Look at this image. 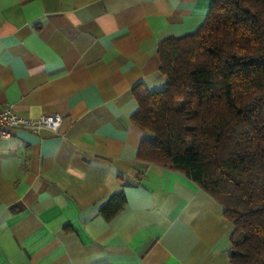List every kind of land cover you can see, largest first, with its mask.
<instances>
[{"label":"crops","instance_id":"0c3cea01","mask_svg":"<svg viewBox=\"0 0 264 264\" xmlns=\"http://www.w3.org/2000/svg\"><path fill=\"white\" fill-rule=\"evenodd\" d=\"M211 0H0V104L58 112L59 132L0 142V264H232L230 222L185 175L137 160L135 93L158 90V43ZM122 190L124 208L99 213Z\"/></svg>","mask_w":264,"mask_h":264},{"label":"trees","instance_id":"16d2710c","mask_svg":"<svg viewBox=\"0 0 264 264\" xmlns=\"http://www.w3.org/2000/svg\"><path fill=\"white\" fill-rule=\"evenodd\" d=\"M158 90L136 92L137 160L177 171L230 222L232 264H264V0H211L202 25L158 43ZM126 204L111 194V220Z\"/></svg>","mask_w":264,"mask_h":264},{"label":"built area","instance_id":"2783aa9c","mask_svg":"<svg viewBox=\"0 0 264 264\" xmlns=\"http://www.w3.org/2000/svg\"><path fill=\"white\" fill-rule=\"evenodd\" d=\"M62 115L58 112L27 117L18 114L11 103L0 104V142L9 137L11 130L22 128L38 134L42 131L58 133Z\"/></svg>","mask_w":264,"mask_h":264}]
</instances>
